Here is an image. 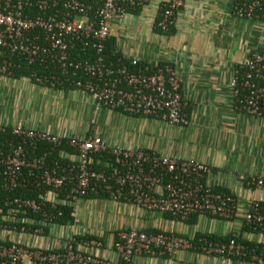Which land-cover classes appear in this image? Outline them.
<instances>
[{"label":"built area","instance_id":"1","mask_svg":"<svg viewBox=\"0 0 264 264\" xmlns=\"http://www.w3.org/2000/svg\"><path fill=\"white\" fill-rule=\"evenodd\" d=\"M145 0H0V75L11 76L22 63L38 65L31 75L48 87L65 83L92 96L101 107L151 117L172 125L189 122L188 102L175 67L130 58L106 60L105 41L114 18ZM184 0L161 3L154 27L173 25ZM238 19L263 20L264 0H234ZM53 71L52 73H45ZM233 107L264 117V46L248 52L229 81ZM106 149L111 156L96 160ZM110 166L108 172L101 168ZM207 163L160 154L144 147L108 145L89 124L84 131L53 132L0 120V264H133L134 256L172 260L182 251L195 254L192 264H264L262 198L239 199L204 182ZM247 190L263 186L247 176ZM104 199L136 210L168 213L184 222L194 214L238 223L226 240L171 230L120 228L104 243L102 233L59 223L60 206L83 199ZM229 233V232H228Z\"/></svg>","mask_w":264,"mask_h":264},{"label":"crops","instance_id":"2","mask_svg":"<svg viewBox=\"0 0 264 264\" xmlns=\"http://www.w3.org/2000/svg\"><path fill=\"white\" fill-rule=\"evenodd\" d=\"M163 1L145 0L141 6L114 18L117 30H110L109 37H114V50L126 60L138 58L149 65L167 61L175 67L181 93L188 102L189 122L181 127L151 117L126 114L129 117L122 120L126 132L118 137L120 130L117 128L113 137L102 130V135L107 134L103 137L105 142L110 146L144 147L160 154L200 160L210 168L203 180L212 187L229 190L241 200L249 196L264 199V185L250 190L243 185L247 176L264 180V117L234 109L229 86L235 67L248 52L264 46V19L238 20L232 14L234 0H184L175 13V32L165 35L153 29ZM257 29L261 34H250ZM4 101L10 109L0 110V120L14 123L18 119L15 115L18 108L27 106L33 108V113L22 120L53 132L84 131L86 128L76 126L69 129L61 125L56 128L43 123L52 111L65 114L67 101H89L94 106L92 96L81 90L70 89L64 93L26 77L0 75V103ZM104 111V115L122 113L108 108ZM81 201L89 202L86 199ZM114 207L121 208L125 216L119 224L114 225L112 221L113 224L109 222L104 229L97 230L96 220H93L92 227H81L102 233L106 244L114 231L130 225L147 230H171L186 236H194L195 231L220 235L238 230L236 221L198 215L195 223H184L153 211L136 210L126 203L114 202ZM200 218L206 222V227L197 228ZM190 255H194V260L195 254L189 251H182L168 261L134 256L132 263L185 264Z\"/></svg>","mask_w":264,"mask_h":264},{"label":"rangeland","instance_id":"3","mask_svg":"<svg viewBox=\"0 0 264 264\" xmlns=\"http://www.w3.org/2000/svg\"><path fill=\"white\" fill-rule=\"evenodd\" d=\"M238 19V18H237ZM239 20V19H238ZM117 25L113 24L111 25L110 30L116 31ZM253 36H258L261 34V31L257 29V31H252L250 33ZM263 34V33H262ZM69 100V99H68ZM10 109L9 105H5V101L0 103V110H7ZM105 108L101 107L97 111H95L94 106L91 102L87 101H81L79 103H73L68 102L66 103V113L63 115H60V112H51L48 114L44 120L43 123H50L52 127L58 128L60 125L64 127H68L69 129H74L76 126L78 127H84L91 124L92 131L98 135L101 136V138L104 140V136H106L108 133L112 134V136H115V129H119L118 137L122 132H126V128L123 125L124 117H129L126 114L117 113V116H119V119L114 114L108 113L107 115H104ZM36 112V111H35ZM16 117H21V119L28 118L33 113V108L24 106L23 108H18V111L15 112ZM39 112H37L38 114ZM36 114V113H35ZM36 117V116H35ZM37 118V117H36ZM94 120L92 123L91 121ZM123 120V121H122ZM41 123V122H39ZM41 124H39L40 126ZM69 125V126H68ZM102 130H104V133L107 134H101ZM106 141V140H104ZM120 144H117L116 146H119ZM113 146V145H112ZM121 146V145H120ZM94 201V200H92ZM120 204V203H117ZM117 206V205H115ZM125 217L121 213V208H115L114 202H110L105 199H99L95 202H77V205L75 207V215L74 219L76 221H72L69 223V228L73 227V223L79 224L80 226L85 227H92L93 220H96V229L101 230L104 229L106 226H108L109 222H114V225L119 224V222L122 220V218ZM113 224V223H111ZM206 227L207 224L204 222L203 218H200L197 222V228ZM209 226V225H208ZM193 256L190 255V258L185 261V264H192ZM165 259V258H163ZM165 261H168L165 259Z\"/></svg>","mask_w":264,"mask_h":264},{"label":"trees","instance_id":"4","mask_svg":"<svg viewBox=\"0 0 264 264\" xmlns=\"http://www.w3.org/2000/svg\"><path fill=\"white\" fill-rule=\"evenodd\" d=\"M153 29L155 31H157L158 33L165 34V35H170V34H173L175 32V28H174L173 25L169 26V28L167 30H165V31H163V30H161L159 28H156V27H153ZM104 55H105V59L106 60L107 59L108 60H112V61L120 60V61H123L125 63L128 62V60L123 58L118 52H116L114 50V37L113 36L112 37L111 36L108 37L106 39V41H105ZM33 71H37L38 73H41L42 69L38 65H34L33 64V65H30V66H27V65L22 63L19 67H13L12 68V75L11 76L14 77V78L26 77L30 81L35 82L34 77L31 75V73ZM52 72L53 71H46L45 73H52ZM54 88L61 89L62 91H64V93L67 92L70 89H74L72 86L67 85L66 83L63 86H56ZM108 156H111V150L110 149H106L104 151H100V152H96V153L92 154V157L94 159V167H96V168L100 167V164L96 163V160H98V161L99 160H105V158H107ZM109 167L110 166L106 167L105 165L101 166V168L104 169L106 172H108ZM213 189L217 190V191H229V190L223 189L221 187H214V186H213ZM1 196H2V192L0 191V197ZM90 197L104 198L105 195L102 194V193L100 195H98V196H94L93 194H90ZM261 207H262V209L264 211V201L261 202ZM60 209H62V215L57 217V221L59 223H63V224L71 222L73 220V218H74L73 215H72L73 207L66 204V205L60 206ZM164 215L175 219L173 216H171L168 213H164ZM196 216H198V215L197 214L192 215L190 217V219L185 220L184 223L185 222H187V223H195ZM230 236H232L231 232L226 233V234L218 235V234H214V233H210V232L195 231L194 236H193V240H194V243L200 237H206V238L214 239V240H226Z\"/></svg>","mask_w":264,"mask_h":264}]
</instances>
